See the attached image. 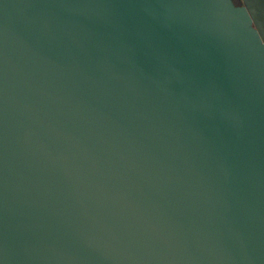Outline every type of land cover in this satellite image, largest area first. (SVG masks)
Wrapping results in <instances>:
<instances>
[{
  "label": "water",
  "instance_id": "obj_1",
  "mask_svg": "<svg viewBox=\"0 0 264 264\" xmlns=\"http://www.w3.org/2000/svg\"><path fill=\"white\" fill-rule=\"evenodd\" d=\"M0 0V264H264V0Z\"/></svg>",
  "mask_w": 264,
  "mask_h": 264
},
{
  "label": "rangeland",
  "instance_id": "obj_2",
  "mask_svg": "<svg viewBox=\"0 0 264 264\" xmlns=\"http://www.w3.org/2000/svg\"><path fill=\"white\" fill-rule=\"evenodd\" d=\"M235 1H236V2H238V3H240V4L242 3V1H241V0H235Z\"/></svg>",
  "mask_w": 264,
  "mask_h": 264
},
{
  "label": "flooded vegetation",
  "instance_id": "obj_3",
  "mask_svg": "<svg viewBox=\"0 0 264 264\" xmlns=\"http://www.w3.org/2000/svg\"><path fill=\"white\" fill-rule=\"evenodd\" d=\"M236 3H238V2H236ZM239 4V3H238Z\"/></svg>",
  "mask_w": 264,
  "mask_h": 264
}]
</instances>
